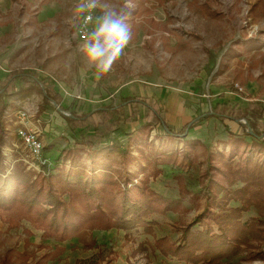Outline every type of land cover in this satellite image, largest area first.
I'll list each match as a JSON object with an SVG mask.
<instances>
[{
	"label": "rangeland",
	"instance_id": "1",
	"mask_svg": "<svg viewBox=\"0 0 264 264\" xmlns=\"http://www.w3.org/2000/svg\"><path fill=\"white\" fill-rule=\"evenodd\" d=\"M81 7L93 9L91 33L105 12L124 18L127 45L105 73L85 60L86 41L75 28ZM17 67L39 70L45 85L52 75L62 84H52L61 100H46L29 75L5 92L0 83V182L16 176L23 191L39 174L92 178L106 170L120 188L128 177L131 188L145 177L147 161L176 151L148 178L173 208L153 214L150 227L85 228L63 240L42 237L28 221L0 217V264L6 256L4 264H199L171 251L201 228L196 219L206 204L200 177L208 154L264 141V0H0V79ZM221 99L239 101L245 115L216 116ZM98 106L103 112L88 118V129H69L66 116ZM21 109L33 115L49 170L29 165L16 135ZM187 149L195 161L179 166ZM252 201L241 221L255 225L253 235L208 264H264V201Z\"/></svg>",
	"mask_w": 264,
	"mask_h": 264
},
{
	"label": "trees",
	"instance_id": "2",
	"mask_svg": "<svg viewBox=\"0 0 264 264\" xmlns=\"http://www.w3.org/2000/svg\"><path fill=\"white\" fill-rule=\"evenodd\" d=\"M85 12L86 9L80 12L75 25ZM28 75L36 84L43 86L46 100L60 102L61 95L54 89L53 83L45 85L46 79L40 78L35 71H11L5 82L6 88H9L13 76ZM102 110L99 108L95 112L101 113ZM245 113L240 102L233 99H221L216 103L214 111L218 117L230 118L242 117ZM90 116L72 113L65 120L69 129L76 132L89 128L87 120ZM2 126L0 144L4 137ZM243 148L235 149V152L208 154V168L200 177L206 204L196 219L201 228L190 232L172 249V255L178 260L186 263H212L236 250L244 243V237L253 235L255 225L241 221V217L247 202L251 203L253 199L264 201V141L252 142ZM236 151L240 153L238 157ZM189 152L188 149L184 151L179 166L184 167L195 161ZM169 154L147 161L145 177L131 188H126L130 181L128 177L123 179L125 187L120 188L118 182L108 177L106 170L99 177L92 178L83 172H73L72 176L68 171L56 170L50 174L36 175L28 182L25 190L29 193L26 194L25 190L21 191L19 180L12 175L0 182V217L12 224L21 220L28 221L42 230V237L52 236L60 240L78 235L85 228L126 230L134 226L150 227L153 214L173 208L171 201L163 199L148 187V178L156 177L161 172L157 166L171 157V154L175 156L177 153ZM146 168L150 170L146 171ZM237 183H241L240 187L234 188ZM115 189L119 192L116 196ZM231 201L239 205L230 206ZM7 259V256L4 257L1 264ZM33 264L44 262L38 260Z\"/></svg>",
	"mask_w": 264,
	"mask_h": 264
},
{
	"label": "clouds",
	"instance_id": "3",
	"mask_svg": "<svg viewBox=\"0 0 264 264\" xmlns=\"http://www.w3.org/2000/svg\"><path fill=\"white\" fill-rule=\"evenodd\" d=\"M80 10L83 11V7ZM128 39L122 15L117 12H105L99 17L94 31L83 46L87 64L100 74L109 71L127 45Z\"/></svg>",
	"mask_w": 264,
	"mask_h": 264
},
{
	"label": "built area",
	"instance_id": "4",
	"mask_svg": "<svg viewBox=\"0 0 264 264\" xmlns=\"http://www.w3.org/2000/svg\"><path fill=\"white\" fill-rule=\"evenodd\" d=\"M85 9V14L75 26L77 28L76 34L81 42H85L89 38L93 19V9L91 7H86ZM237 88L241 89L239 86ZM32 116L28 109H21L17 112L16 117L19 126L16 128V135L30 156L31 162L29 165L36 170L45 167L49 170L53 167L52 162L44 154V144L40 140L38 132L30 125V117Z\"/></svg>",
	"mask_w": 264,
	"mask_h": 264
},
{
	"label": "crops",
	"instance_id": "5",
	"mask_svg": "<svg viewBox=\"0 0 264 264\" xmlns=\"http://www.w3.org/2000/svg\"><path fill=\"white\" fill-rule=\"evenodd\" d=\"M249 10V9H248ZM17 69H25V68H22V67H17V68H14V69H11L10 71H8V73L3 77V78H1L0 79V83H3V87H2V89L1 90H3L4 92H5V90L7 89V91H8V89H10L13 85H14V82L16 81V80H18V79H23V78H25L26 76H23V77H20V76H13L12 78H11V83H10V85H9V88H6L7 87V85H5V82H6V80H7V77H8V75H9V73L11 72V71H13V70H17ZM25 70H29V69H25ZM39 70H37V71H35V72H38ZM40 72V71H39ZM39 74V73H38ZM46 77V76H45ZM63 78H65V75H63L62 76ZM51 78L54 80V81H56L55 80V78L51 75ZM46 79V78H45ZM47 80V79H46ZM53 80H52V83H53ZM57 82V81H56ZM35 83V82H34ZM57 85L59 86V85H62V84H60L59 82H57ZM58 90V89H57ZM98 99V98H97ZM99 100H100V98H99ZM100 107L98 106V107H95L94 109H91V112H86V111H84L83 112V114H87V115H92V114H96V110H98ZM78 115H81V114H78ZM19 126V125H18ZM3 151V150H2Z\"/></svg>",
	"mask_w": 264,
	"mask_h": 264
}]
</instances>
